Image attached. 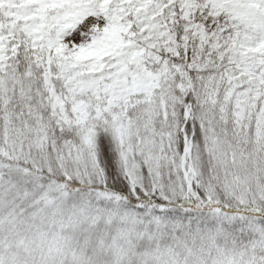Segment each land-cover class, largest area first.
<instances>
[{"label":"snow or ice","instance_id":"obj_1","mask_svg":"<svg viewBox=\"0 0 264 264\" xmlns=\"http://www.w3.org/2000/svg\"><path fill=\"white\" fill-rule=\"evenodd\" d=\"M0 264H264V0H0Z\"/></svg>","mask_w":264,"mask_h":264}]
</instances>
